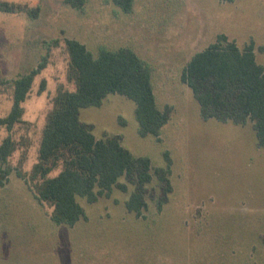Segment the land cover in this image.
I'll return each mask as SVG.
<instances>
[{"label":"rangeland","instance_id":"374dc122","mask_svg":"<svg viewBox=\"0 0 264 264\" xmlns=\"http://www.w3.org/2000/svg\"><path fill=\"white\" fill-rule=\"evenodd\" d=\"M36 10L0 11V117L12 104V82L35 69L22 107V123L12 138L28 140L22 170L36 161L40 131L58 84L65 79L64 40L100 50L128 48L149 68L157 109L171 107L168 121L140 137L135 104L107 95L98 107L79 110L96 139L118 136L132 157L146 158L151 183L146 210L136 218L125 210L133 186L113 188L108 198L77 202L85 219L69 227L51 222L48 208L33 198L15 171L0 187V264H264V147L251 124L201 119L190 89L180 82L187 61L214 42L217 34L241 50L253 43L255 62L264 68V0H133L123 12L111 0H0ZM45 90L38 94L40 82ZM8 135L0 126V143ZM170 158L172 192L161 211L153 171ZM21 158L16 151L11 168ZM119 182H124L123 178Z\"/></svg>","mask_w":264,"mask_h":264},{"label":"trees","instance_id":"16d2710c","mask_svg":"<svg viewBox=\"0 0 264 264\" xmlns=\"http://www.w3.org/2000/svg\"><path fill=\"white\" fill-rule=\"evenodd\" d=\"M123 12L129 13L133 0H111ZM231 3L234 0H216ZM71 7H79L82 0H64ZM0 11L7 13L28 10L26 6L0 3ZM67 62L66 82L73 90L58 84L50 99L37 148L36 161L28 172L22 170L28 140L12 138L15 125L22 123V104L31 89L34 76L45 66V58L27 74L12 82V104L6 116L0 117V126L8 135L0 143V187L6 177L15 171L33 198L48 208L53 224L73 226L85 219L77 202L87 203L108 198L113 188L125 193L133 186L125 210L136 218L146 210V186L151 183L150 164L146 158H135L120 145L118 136L103 135L96 139L92 126L79 120V110L98 107L109 94H116L135 104L134 115L138 135H152L168 121L172 109H157L150 83L148 66L130 49L100 50L94 57L81 43L65 39ZM263 51L264 48H258ZM180 82L191 91L199 107L201 119L251 124L258 147H264V68L255 62L253 43L239 50L233 40L217 35L214 42L195 53L185 64ZM45 90V81L39 84L38 94ZM21 158L11 168L9 159L16 151ZM166 168L153 171L158 182L159 195L156 211H161L172 192L169 182L170 158L164 153ZM124 182H119L120 179Z\"/></svg>","mask_w":264,"mask_h":264},{"label":"crops","instance_id":"0c3cea01","mask_svg":"<svg viewBox=\"0 0 264 264\" xmlns=\"http://www.w3.org/2000/svg\"><path fill=\"white\" fill-rule=\"evenodd\" d=\"M217 35H220V34H217ZM216 38V37H215ZM215 40V39H214Z\"/></svg>","mask_w":264,"mask_h":264}]
</instances>
